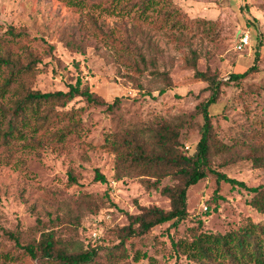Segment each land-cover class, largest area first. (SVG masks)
Here are the masks:
<instances>
[{
    "label": "rangeland",
    "instance_id": "obj_1",
    "mask_svg": "<svg viewBox=\"0 0 264 264\" xmlns=\"http://www.w3.org/2000/svg\"><path fill=\"white\" fill-rule=\"evenodd\" d=\"M97 1L101 5L94 12L66 0H0V36L10 39L12 26L25 31L9 49L26 46L40 58L34 88L66 90L82 77L108 102L122 97L111 111L74 98L64 109L78 111L81 122L62 143L46 136L44 146L36 147L24 139L0 140V264L40 262L24 254L5 230L19 232L23 243L52 230L60 247L95 248L97 261L107 264H201L175 242L191 239L192 228L215 233L250 219L264 223V213L249 203L254 192L224 181L216 191L217 179L209 174L188 190L187 219L126 239V211L139 213L140 205L168 209L170 199L161 189L178 179L163 176L155 185L156 177L146 179L103 145L126 132L148 142V127L166 122L179 131L183 151L192 154L203 123L196 106L210 95L196 69L209 71L225 81L212 108L213 124L232 149L213 154L211 167L250 187L264 185V0H164L180 14L172 29L157 12L139 19L134 11L132 16L111 12L117 0ZM89 11L107 34L87 20ZM244 32L251 44L238 50ZM258 54L259 69L229 80L232 72L252 66ZM258 157L263 161L257 163ZM97 170L106 181L96 179Z\"/></svg>",
    "mask_w": 264,
    "mask_h": 264
},
{
    "label": "trees",
    "instance_id": "obj_2",
    "mask_svg": "<svg viewBox=\"0 0 264 264\" xmlns=\"http://www.w3.org/2000/svg\"><path fill=\"white\" fill-rule=\"evenodd\" d=\"M66 1L78 7L86 6L94 12L101 5L97 3V0ZM166 5L164 0H117L112 2L111 12L131 15L134 11L139 19L145 20L150 19L154 12H157L158 18L163 21L165 16L167 24L172 29L176 27L181 18L176 8H169ZM103 7L108 10L106 6ZM94 12L89 11L85 15L87 20L94 25L100 35L107 34V31L97 21L99 19ZM7 32L10 39L0 36V70H2L0 75V140L4 143L13 139H24L26 143L34 147L35 145L44 146L43 136H46L48 141L64 142L70 134L77 131V126L81 122L78 111L64 109L77 96L83 97L88 105L106 106L109 111L121 104L122 97L117 96L112 102H108L84 84L82 77H78L75 83H68L66 90L42 91L34 88L33 83L40 58L26 46H22V50L17 51L13 48L9 49L11 42H20L27 33L13 26ZM258 60L259 54L255 57V63L252 66L243 72H232L229 80L237 81L246 78L250 73L259 69ZM139 64L136 61L137 68L140 70ZM193 65L196 69L195 58ZM196 75L208 82L210 95L196 106V112L202 115L203 123L200 127V139L192 154H186L183 151L179 131L166 122L148 127L147 133L151 135L148 142L135 132H126L115 136L103 145L104 148L116 153L120 161L138 169L140 175H144L146 179L150 176L156 177L153 182L155 185L163 176L171 175L178 179L176 184L164 185L161 189L162 193L170 199L168 209L158 205H140L139 213L126 211L129 222L122 226L126 239L146 234L157 225L171 222V225L177 226L187 219L190 214L188 190L209 174L217 179L216 191L224 181L254 192L249 203L256 210L264 213V185L250 187L244 181L211 167L210 160L213 154L232 150L231 144L219 138L213 124L215 114L212 108L218 103L225 81L218 74L209 71L196 69ZM161 91H165V88ZM72 118L75 119L74 122L67 121ZM255 150L258 152V148ZM257 159V163L263 161V157ZM71 177L76 180L73 173ZM96 179L106 181V177L98 170ZM191 230L192 238H181L175 242V246L201 264H264V223L250 219L242 226L226 232H197L195 228ZM5 232L15 241V245L23 250L24 254L33 259L38 258L39 264H107L97 261L99 253L95 248L69 252L60 247L59 238H56L52 230L43 231L40 238L32 239L27 243L21 241L19 232L12 230H5ZM143 256L146 257L147 254L144 253ZM136 258L140 259V256Z\"/></svg>",
    "mask_w": 264,
    "mask_h": 264
},
{
    "label": "built area",
    "instance_id": "obj_3",
    "mask_svg": "<svg viewBox=\"0 0 264 264\" xmlns=\"http://www.w3.org/2000/svg\"><path fill=\"white\" fill-rule=\"evenodd\" d=\"M250 45V35L248 32L241 33L237 41L236 47L238 50H242Z\"/></svg>",
    "mask_w": 264,
    "mask_h": 264
}]
</instances>
